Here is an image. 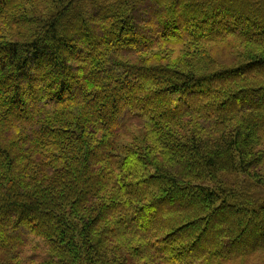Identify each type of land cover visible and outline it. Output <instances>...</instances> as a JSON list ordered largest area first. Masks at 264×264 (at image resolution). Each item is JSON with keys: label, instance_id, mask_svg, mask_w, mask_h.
<instances>
[{"label": "trees", "instance_id": "1", "mask_svg": "<svg viewBox=\"0 0 264 264\" xmlns=\"http://www.w3.org/2000/svg\"><path fill=\"white\" fill-rule=\"evenodd\" d=\"M257 258L264 0H0V264Z\"/></svg>", "mask_w": 264, "mask_h": 264}, {"label": "rangeland", "instance_id": "2", "mask_svg": "<svg viewBox=\"0 0 264 264\" xmlns=\"http://www.w3.org/2000/svg\"><path fill=\"white\" fill-rule=\"evenodd\" d=\"M135 132H137V130L136 129H133V130H131V131H129V132H126L125 134H121L120 136H119V145H121V144H123V143H126V142H128V141H131L132 140V138L133 137H131V135L133 136V133H135ZM129 133V134H128ZM257 259H261V258H257ZM253 264H264V258L263 259H261V260H258V261H256L255 263H253Z\"/></svg>", "mask_w": 264, "mask_h": 264}]
</instances>
